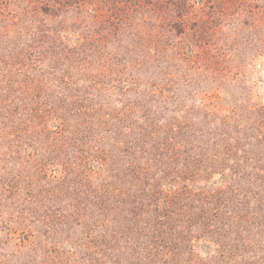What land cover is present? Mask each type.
<instances>
[{
  "label": "rangeland",
  "instance_id": "1",
  "mask_svg": "<svg viewBox=\"0 0 264 264\" xmlns=\"http://www.w3.org/2000/svg\"><path fill=\"white\" fill-rule=\"evenodd\" d=\"M0 264H264V0H0Z\"/></svg>",
  "mask_w": 264,
  "mask_h": 264
}]
</instances>
